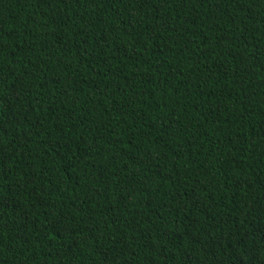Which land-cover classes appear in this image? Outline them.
Segmentation results:
<instances>
[{
  "label": "trees",
  "instance_id": "16d2710c",
  "mask_svg": "<svg viewBox=\"0 0 264 264\" xmlns=\"http://www.w3.org/2000/svg\"><path fill=\"white\" fill-rule=\"evenodd\" d=\"M0 264H264V0H0Z\"/></svg>",
  "mask_w": 264,
  "mask_h": 264
}]
</instances>
